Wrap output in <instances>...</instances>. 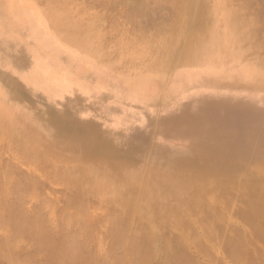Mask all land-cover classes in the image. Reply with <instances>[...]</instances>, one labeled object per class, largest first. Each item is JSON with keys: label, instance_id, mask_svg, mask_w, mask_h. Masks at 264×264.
I'll return each instance as SVG.
<instances>
[{"label": "bare ground", "instance_id": "6f19581e", "mask_svg": "<svg viewBox=\"0 0 264 264\" xmlns=\"http://www.w3.org/2000/svg\"><path fill=\"white\" fill-rule=\"evenodd\" d=\"M43 1V12L50 18L48 30L71 50H67L68 55L76 56L80 73H71L58 54V61L49 62L39 57L32 45L22 38L0 37V69L13 71L0 73V78L4 77L8 84L5 87L0 80L1 87L13 89L28 84L33 90L46 93V96L37 95L40 98L34 100L47 108L45 118L50 123L42 128L35 121L0 106V264H84L92 256V260L97 259L96 264H110L107 262L111 257L106 256V260L104 256L102 259L107 262H102L103 255L98 253L100 259L97 256L98 249L103 250L102 245L108 243L110 251L106 249L108 253L104 254L109 255L111 251L120 254L121 249L125 253L119 256L126 255L123 260L113 254L110 260L113 264H130L133 260L136 264H147L157 240L165 241L169 246L165 247L167 252L173 242L177 243L172 224L181 231H193L194 224L185 222L189 215L200 218L204 237L220 240L217 244L220 250L229 258H238L245 247L237 241L239 247L236 238H232L233 233L226 228L234 218L241 219L255 231L258 226L264 227L259 223L264 218V184L256 187L260 194L249 199L221 182L206 180L219 176L212 174L218 161L193 169L190 175L175 176L170 172L154 174L152 166L145 165L148 161L141 156L156 165L166 161L172 169L199 165L206 155H191L189 149H185L184 138L192 137L195 145L203 144L217 133L214 123L231 114L249 119L251 123L229 129L232 140L228 144H217L208 153L222 156L241 152L246 146L243 143L246 137L259 134L258 120H264V22L260 20L264 15H259V11L257 14L256 7H251L259 0H235L238 8L231 6L235 5L231 3L233 0L133 2L127 7L126 18L135 22L137 28L140 23L143 29L139 31L143 32L138 36L141 46L132 50V56L145 63L132 74L121 67V72L116 71L114 61L105 57L99 17L91 12L88 21H80L74 18L78 10L73 12L71 0ZM2 9L0 16H5L7 21L0 22V35L11 28L8 21L12 17L9 9ZM163 9H168L172 18L164 14L166 19L161 21L166 22H160L162 25L155 28L156 19L151 23L153 17L149 14H158ZM86 11H89L87 7ZM78 13L80 11L76 15ZM31 17L36 18L39 26L37 15ZM149 27L155 29L149 31ZM89 60L121 76L124 83L121 92L113 93L80 81ZM170 69L172 73L166 78L164 72ZM8 92L11 93L9 89ZM54 93L65 95L64 101L51 105ZM238 109L241 110L237 112ZM106 118L109 119L105 121ZM147 126L152 127L151 136L144 132ZM196 128L201 129L194 132ZM79 135L82 136L78 138ZM86 154L92 157L86 167L72 159ZM126 161L129 162L128 172L119 174V166ZM57 184L64 187V202L78 217H68L70 213L62 207L56 212L57 200L48 202L42 197H51L49 190L46 195L42 191L51 190ZM26 198L34 201L32 209L26 207ZM210 199L216 204L208 207L205 203ZM120 206L126 207V211L122 209V212ZM121 212H133L136 215L133 224H122L125 215ZM94 214L101 215H96L99 220H91ZM202 218L207 219L204 221L207 224ZM217 220L223 225L217 224ZM100 226L108 228L112 236L106 235L104 230L100 234ZM263 227L259 232L262 237ZM218 228H223L227 234L222 231L224 234L218 238ZM98 233L112 237L111 241ZM182 234L184 238L186 233ZM200 236L194 239L202 248ZM102 239L108 243L102 244ZM206 250L202 254H208ZM248 251L247 257H240L237 264H258L257 254L254 255L252 249ZM178 253L174 250L172 254H176L174 264H198L190 254Z\"/></svg>", "mask_w": 264, "mask_h": 264}, {"label": "rangeland", "instance_id": "374dc122", "mask_svg": "<svg viewBox=\"0 0 264 264\" xmlns=\"http://www.w3.org/2000/svg\"><path fill=\"white\" fill-rule=\"evenodd\" d=\"M39 1L40 0H38V2L36 0H0V12H2V10H3L2 8L6 7L7 9H9L8 14H10L12 16V17L8 16L9 17L8 22L10 23L11 28L9 30H5L4 32L2 31L0 37L18 36L19 38H22L27 43L32 45L33 50L36 51V53L38 54L39 57L45 58L49 62L53 61L55 63L56 61H58V59L56 57V54H58V57L60 59H62L61 62H63L65 65L70 67V72L73 74L79 75L80 70H78V69H79L80 64H79L78 59L74 55H68L66 53L67 50L68 51H71V50H69V48L63 46L59 42V39H57L55 34L50 33V31L48 30V25L50 24V18L48 15L46 16L43 12V9H44L43 6L45 5V3L43 0H41L40 2ZM86 1L87 0H80V1L79 0H71L70 7L72 8L73 12H76L77 10L80 11V13H78L77 15H76V13L78 11L75 13L74 18L75 19L78 18L80 21H81V19L84 21H88L89 17H91L92 15L99 17L101 20L100 23L102 24L101 25V27H102L101 32L103 34L102 40L105 44V47H104V53H106L105 57L114 61V64H115L114 68L116 71L118 70V72H121L124 68L129 69V70L124 69L128 73H130L132 71L131 74L134 73V71L139 70L143 66V64L145 63V60L142 61V59L139 60V58L132 56V50L137 49L141 46V43L139 42L141 38L139 37L140 39H138V36H140V31L143 32V30L139 31V28L140 29H143V28L139 27V24H140L139 22H138L139 24L136 23L138 25V28H137V26H135V24H134L135 22H133V21L130 22V20H128V18H126L125 14L128 11V8H129L128 5L133 4V2H135V1L138 2L141 0H100V1L99 0H88L89 2L88 1L86 2ZM91 1H94V2L97 1V2H95L96 4L99 1V3L96 5L94 2H91ZM234 1L235 0H233V2L231 1V3H235V5L233 4L234 6L233 5H231V6L238 8V7H236L237 6L236 1L235 2ZM252 1L256 2L257 0H252ZM260 1L261 0H259L257 3L259 4ZM92 3H94L93 6L95 5L94 8H93V6H91ZM257 3H252L251 7H253V8L256 7L257 10L254 9V11L256 10L257 14L261 13L259 15L263 16L264 15V13H263L264 12V4H262V3H264V2L263 1L260 2V4L263 5V7L260 4H259L260 6L257 5ZM89 4L92 8L89 6ZM81 7H83V8H81ZM86 7L88 8L89 11H86ZM89 7H90V9H89ZM250 9H252V8H250ZM261 9L263 10V12H261ZM164 10L165 9H163L162 12L158 13V14L161 13L160 15H158L157 13H155L154 15H152V13L149 14V15H151V17H153L152 18L153 20L151 19L152 20L151 23L156 19L155 20L156 23H154L156 25L154 26V24H152V26H154L155 28L160 27V24L162 25L163 22L164 23L166 22L164 20L161 21V19L172 18L169 15L168 9H166L165 11ZM250 11H251V13L253 12L252 10H250ZM258 11H259V13H258ZM166 12H168V13H166ZM164 14H166V16H165L166 18L164 17ZM0 15H3V14L0 13ZM33 15L34 16L37 15V17H38L37 20H38L39 26L37 25L36 18L34 19L33 17H31ZM168 15H169V17H167ZM162 16H163V18H161ZM262 16H260V18ZM149 18H150V16H149ZM157 20L159 23L157 22ZM260 20H261V22H264L263 18H261ZM6 21L7 20H6L5 16H0V22H6ZM160 22H162V23H160ZM113 23H114V26H113ZM130 23H132V25ZM151 23H150V26H151ZM131 27L133 28V30ZM149 28H150L149 31H151L152 29H155L152 27H149ZM35 29H41L42 32L39 33ZM128 29L132 30L133 32L129 31ZM136 29L139 32L136 31ZM117 32H119V33H117ZM34 33H36L38 36H35ZM115 33H117V34H115ZM137 34H139V35H137ZM118 36H119V38H118ZM134 37H136L138 40ZM134 41H136V42H134ZM53 53H55V56L53 55ZM135 63L138 64L137 67L133 66V65H135ZM85 65L87 66V68L83 71L85 73H82L83 74V75H81L82 77L79 78V79H81L80 81H85L87 85H96L99 88H104V89H106L110 92H113V93L121 92V90L124 86L123 79L121 76L119 77L116 73H114L108 69L99 67L92 60L87 61V63ZM119 68L122 70H120ZM130 68H131V70H130ZM12 72H13L12 69H6V71H2L0 69L1 74H5V73L8 74V73H12ZM55 73L63 74L59 70H55ZM171 73H172L171 69L167 70L164 72V76L166 78H168L171 75ZM49 79L52 80L54 78L50 77ZM0 80H3L4 86L8 87V84L6 83V80L4 79V77H1ZM73 80H78V79H73ZM1 84L2 83L0 82V106L6 108L8 110L17 112L19 115H21V116H23L29 120L35 121L36 124L42 128L43 127L45 128L46 126L50 125L49 121H47L45 118V113L47 111V108H44V105L42 106V105H40V103H37L34 100V99L40 98L37 95L46 96L45 95L46 93L42 94L41 90H39V91H37L36 89L33 90L32 85H28V84L16 86L15 88H13L14 90L11 88L3 89V87H1ZM8 89L11 91V93L8 92ZM64 99H65V95H63L62 93L55 94L51 105L61 103L64 101ZM240 110L241 109H238L237 112ZM232 111H236V109H233ZM108 119L109 118H106L105 121H107ZM216 123H214L213 129H216L217 133H215L208 140H204L203 144L195 145L196 142L192 137H188V138L183 137L185 139V141H184V143L186 145L185 149H189V152L191 155L196 156V157L202 156L203 154L206 155L205 159L202 162L198 163L199 165L193 164V165H188V166H184V167L177 168V169H172L170 164L166 161L156 165L153 162H150V160L145 156H141V159L143 158L144 161H148L145 163V165L152 166L151 168H153V169L151 171L154 174L161 173V172H170L175 176L190 175L194 171L193 169L208 165V164L212 163L213 161H218V163L216 165L217 166L216 167L217 172H216V170H213L212 174L213 175H219V176H210V177H208L209 179H206V180L221 182L222 185H224L228 188H232L233 190L236 191V193L238 195H240L242 197L249 198V199L257 197L258 194H260V192H258L256 190V187L264 184V130H262V128L264 127L263 126L264 120L263 119L258 120L257 125L261 126V130H260L259 134L258 135L256 133L255 134H249L246 137V142H243V143H245L246 146L244 147V149H240L241 152L237 151V152H235V154L222 155V156L216 152L208 153V151H209V149H212L217 144H228L232 140L233 136H232L231 132L229 131V129L232 128V130H233L234 128L242 127L245 124L251 123V121H249V119H246V118H243L240 116H234L231 114L225 120L219 121V122L217 121ZM200 129L201 128H196V130H194V132L198 131ZM144 132L147 135L151 134L152 127L147 126L146 130H144ZM81 136L82 135H79L78 138H80ZM149 136H151V135H149ZM173 140L174 141H181L179 138H173ZM243 141H245V139ZM55 156L56 155H54V157ZM72 159H73V161H76V160L80 161L78 163L80 165H82L83 167L88 166L89 164H91V161H92V157L87 156V154L84 156H81L78 158H72ZM139 159H140V157H139ZM58 160H59V158H58ZM127 163H129V162H127V161L122 162V164L119 166V174H125L126 172H128V169L126 167ZM229 173H230V175H228ZM219 178H222V179H219ZM215 179H218V180H215ZM56 187L60 188L62 186L57 184V185L53 186L51 188V190H50V188H48V189L44 188V192L42 191V194L43 193L45 194V192H48V190L50 191L49 193H52L51 197L49 195H48L49 196L48 197L45 194L46 197H48V198H46V197H44V195H42L44 200L48 201V202H52V200H53V202L54 201L56 202V200H57V203L59 205L58 204L55 205V203H54V207L56 206L55 207L56 212L59 211L58 210L59 207H62L61 209L65 208V211L68 214L70 213L69 215L66 214V215H68V217H72V216L78 217L77 212L74 209L67 207L66 203L64 202L65 193H66L63 190L64 187H62L60 189H58ZM52 189L54 191H52ZM203 191H201L199 193L202 194ZM62 192H63V194H62ZM55 193H57V194H55ZM205 204H206V206L209 207L210 205H215L216 203H215V200L211 201V199H210V200H207ZM25 205H27L26 207L32 209L31 206L32 207L35 206V203L33 200H31V198H26L25 199ZM180 205L183 206V203H180ZM120 208H121L122 212L124 211L122 209H125V211H126V207L124 208V206H120ZM133 212L131 213L132 215L129 213H125V214L122 213L123 215H125V217H122L123 221L121 223L126 224V222H128L127 223L128 225L133 224V222L136 219V215ZM128 214H129V216H127ZM263 214H264V212H263ZM70 215H72V216H70ZM94 215H95V217H94ZM94 215L90 216V217H94V218H91V220H93V219L99 220L98 217H96V215H99V217H101L100 214H94ZM133 215H135V216H133ZM197 218H198L197 216L195 218L194 215L193 216L189 215V217L185 218L186 220L184 219L185 222L186 221L190 222V223H188V225L190 224L193 226V224H194L193 231H190V230L181 231L180 230L181 228L179 226L172 224L171 230L173 233L176 232V235L174 234L176 236V238L174 240L177 241V243L173 242L174 245L170 246V248H169V251L172 253H169V251L167 252L166 249L169 246H166L165 241H163V239L161 238V240L160 239L157 240L158 243L156 241L155 246L152 249V258L148 261L147 264H152V263L153 264H157V263L158 264H163V263L164 264H170V262H172L174 264V261L176 262V260L173 259L176 257V254H174L175 257H173L174 255H172L174 253V250H175V252H179L178 254H181L183 252L190 254V257L193 256L191 258H192V260L194 259V262H197V261H195V259L198 260V262H197L198 264H201V263L202 264H216L217 261H220L221 264H237L240 257H242V258L244 257V259L247 257V255H248L247 251L249 250L248 252H251L250 249H252L254 251V255L257 254V255H255V258H256L258 264H264V237H262L259 234V232L261 231L260 227H263V226H258V228H257L258 230L255 231L251 226H248L247 223H245L241 219L234 218L233 221L229 220L230 223L228 224L226 229L228 230V232L230 234L233 233L232 235H234V237L232 236V238H234V240L236 238L235 242L237 243V245H238L237 241H239L240 242L239 245H242L245 247L242 252L240 251L238 258L235 257V259H234V258H229V256H227L225 254L226 252L224 253L222 250H220L221 248L219 247V245H217L220 243L219 242L220 240L217 241V239H216V240L211 241L213 238L207 239L206 237H204L205 232H204V229L201 227L202 224L200 225V218H198V219ZM223 219L226 221L225 218H223ZM263 219H260L259 223L264 225ZM205 220H207V219L202 218L201 221L203 223L207 224V222H204ZM221 220H219V221L217 220L216 223L219 225H223L224 221L222 220L223 221L222 222ZM227 222H228V220H227ZM186 224H187V222H186ZM198 225H200V226H198ZM96 227H98V226H96ZM198 227H200V228H198ZM99 228L100 229L102 228L101 233H100ZM99 228H97V230L99 229L100 234H102V232L104 230V233H106V235L109 233V235L112 236V234L109 231H107V230H109L108 228H105L103 226L102 227L100 226ZM201 228H202V230H201ZM218 229H220V230H218ZM218 229L216 230V234H217V231H218V235L220 234L219 236H217L218 238L224 233L227 234L226 232H224L222 230L223 228H218ZM110 231H111V229H110ZM197 231H198L199 235H198ZM222 231L224 233H221ZM99 233H98V235H99ZM182 233H186L184 238H183ZM189 233H191V234H189ZM193 234H194V236H193ZM230 234H228V235H230ZM99 236H101V238H103L104 234L99 235ZM179 236H181V237H179ZM190 236L193 238H191ZM198 236H200L199 239L203 241L201 243L202 248L204 247V245H207L205 247L208 250H206V248L202 249L199 245H197L196 240H197ZM202 237H203V239H201ZM217 237H215V238H217ZM106 238H108V236L104 237L105 240H106ZM111 238L112 237H110V239ZM104 239H102L103 240L102 244L104 242L106 244L109 241H111L109 238H108L109 239L108 242H106ZM181 239L183 241H181ZM206 239H207V241H206ZM159 241H160V244H159ZM108 244H106L105 246L102 245V248H104L105 250L104 249L102 250L100 248V249H98L100 251H98V250H97L98 252L95 251V252H97L98 259H100L99 258L100 254L103 255V257H101L102 262L105 259L108 260V258H110V257L112 258L113 254L116 256L115 258H119V259L121 258L122 259L123 256L121 257L119 255L120 254L124 255L125 252L123 253V250H121V249H120V252H121L120 254H118V252L115 253V251L109 252L110 256L107 254L108 253L107 251H110V250H108L110 248V245H108ZM182 244L184 246H182ZM162 245H163V247H162ZM180 245L183 248H181ZM158 246L160 248L162 247L161 250H159L160 248ZM165 247H167V248H165ZM154 248H159V249L158 250L156 249L157 250L156 251ZM106 249H107V251H106ZM116 249L119 251L118 248H116ZM180 250H181V252H180ZM205 250L209 251V252H208V254L203 252V254H204L203 255L202 251H205ZM101 251H103V252L101 253ZM105 251L107 252L106 254H104ZM155 252H157V253H155ZM98 253H99V255H98ZM116 254L118 255V257ZM114 255H113V257H114ZM164 255H165V257H164ZM205 255H209V257L205 256ZM104 256L105 257L108 256V258L106 257L105 259H102V258H104ZM211 256L213 257V259H211L212 261L209 259V258H212ZM125 257H126V255H125ZM92 258H93V256L91 257V259H88L87 261H85L84 264H93L94 260L96 258L94 257L93 260H92ZM111 258H110V260H112ZM124 258H123V260H124ZM165 258H166V260H165ZM171 258H172V260H171ZM127 259L129 260L130 258H127ZM214 259H216V261ZM106 260L104 262H107ZM110 260H108L107 263L110 262V264H111L112 262ZM128 260H127V263L129 262ZM168 260H169V262H168ZM213 260H214V263H213ZM98 261H100V260H98ZM131 263L136 264V261L134 262V260H133ZM77 264H83V263L80 262ZM94 264H96V262Z\"/></svg>", "mask_w": 264, "mask_h": 264}]
</instances>
